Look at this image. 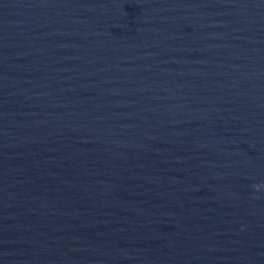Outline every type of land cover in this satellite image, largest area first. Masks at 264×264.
I'll return each instance as SVG.
<instances>
[{"label": "water", "instance_id": "water-1", "mask_svg": "<svg viewBox=\"0 0 264 264\" xmlns=\"http://www.w3.org/2000/svg\"><path fill=\"white\" fill-rule=\"evenodd\" d=\"M0 264H264V0H0Z\"/></svg>", "mask_w": 264, "mask_h": 264}, {"label": "clouds", "instance_id": "clouds-1", "mask_svg": "<svg viewBox=\"0 0 264 264\" xmlns=\"http://www.w3.org/2000/svg\"><path fill=\"white\" fill-rule=\"evenodd\" d=\"M257 191H259V189H257Z\"/></svg>", "mask_w": 264, "mask_h": 264}]
</instances>
